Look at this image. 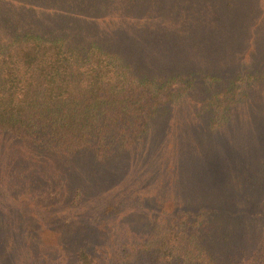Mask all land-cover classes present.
Instances as JSON below:
<instances>
[{"label": "rangeland", "instance_id": "rangeland-1", "mask_svg": "<svg viewBox=\"0 0 264 264\" xmlns=\"http://www.w3.org/2000/svg\"><path fill=\"white\" fill-rule=\"evenodd\" d=\"M6 5L19 14L16 0ZM80 8L83 32L116 47L137 74L199 72L198 87L205 70L253 79L218 127L194 113L192 88L149 122L136 148L100 167L87 155L19 150L0 134V264H47L62 244L100 256L112 233L144 240L171 216L177 223L182 212L206 215L225 203L260 219L243 242L224 244L237 255L226 264L242 261L241 248L258 252L247 239L264 229V0H85Z\"/></svg>", "mask_w": 264, "mask_h": 264}, {"label": "trees", "instance_id": "trees-1", "mask_svg": "<svg viewBox=\"0 0 264 264\" xmlns=\"http://www.w3.org/2000/svg\"><path fill=\"white\" fill-rule=\"evenodd\" d=\"M6 1L0 0V134L19 150L65 160L87 155L100 167L136 148L148 137L149 122L192 88L199 95L194 113L205 115L210 128L218 127L243 101L253 79L238 72L223 81L205 70L198 87L199 72L137 74L116 47L83 32L80 7L85 0H16L19 14L8 12ZM80 194L77 189L74 197ZM214 209L206 215L204 209L182 212L177 223L171 216L144 240L129 242L112 233L100 256L83 246L66 253L62 244L46 261L226 264L227 258H237L228 256L227 244L253 235L259 213H239L226 203ZM259 228L247 239L258 252L241 248L242 261L234 264H264V229Z\"/></svg>", "mask_w": 264, "mask_h": 264}]
</instances>
